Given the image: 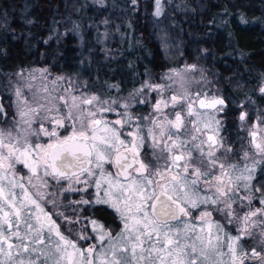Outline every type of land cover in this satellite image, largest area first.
Returning <instances> with one entry per match:
<instances>
[{
    "label": "snow or ice",
    "instance_id": "snow-or-ice-1",
    "mask_svg": "<svg viewBox=\"0 0 264 264\" xmlns=\"http://www.w3.org/2000/svg\"><path fill=\"white\" fill-rule=\"evenodd\" d=\"M155 4L159 16L161 0ZM173 75L179 90L167 98L164 85L148 86L161 99L143 129L127 112L118 114L125 119L106 120L103 113L114 109L94 95L69 94V99L54 95L56 88L47 83L35 91L28 84L30 98L15 89L19 118L0 128V264H245L250 256L240 240L258 226L264 238V207L252 203L258 199L264 205V195L255 196L260 187L252 186L264 165V124L248 126L251 152L244 151L239 163L230 161L232 149L219 138L216 118L223 99L189 93L182 74ZM169 106L173 111H164ZM126 122L129 130L122 133ZM146 139L151 160L140 156ZM49 179L68 181L67 190L93 187L94 197L79 203L107 205L121 230L113 235L89 217L91 235L87 225L75 239L72 229L62 232L53 216L68 218L46 210L56 203L47 191ZM213 212L224 223L213 219ZM225 223H236L237 234L226 232ZM251 257L264 264V255L254 249Z\"/></svg>",
    "mask_w": 264,
    "mask_h": 264
},
{
    "label": "trees",
    "instance_id": "trees-1",
    "mask_svg": "<svg viewBox=\"0 0 264 264\" xmlns=\"http://www.w3.org/2000/svg\"><path fill=\"white\" fill-rule=\"evenodd\" d=\"M111 1L112 7L127 10L125 20L109 13L110 3L98 10L88 0H0V95L8 113L0 116L2 127L15 118L9 85L18 72L42 68L99 83L95 89L100 91L102 81H136L172 66L163 60L156 18L142 10L155 9L154 0H138V5ZM165 10L183 43L182 58L174 64L183 63L184 57L197 60L216 77L217 93L229 99H245L264 83V0H186L180 13ZM68 13L78 23L81 17L97 20L99 15L111 24L119 22V32L109 41L114 56L105 59L91 28L81 44L74 33L78 27L70 29Z\"/></svg>",
    "mask_w": 264,
    "mask_h": 264
},
{
    "label": "rangeland",
    "instance_id": "rangeland-1",
    "mask_svg": "<svg viewBox=\"0 0 264 264\" xmlns=\"http://www.w3.org/2000/svg\"><path fill=\"white\" fill-rule=\"evenodd\" d=\"M91 4H94L98 10L101 9V7H106L108 3H110L109 7V13L117 14L119 15L118 18L121 19V21L125 20L124 14L127 11L126 9H122L121 7H112V1L107 2V0H88ZM124 3H130L131 5H138V0H122ZM162 3V12L161 15H156V4L154 0V8L152 11H149L148 9H142L147 13H150L151 17L153 19L156 18V22L154 24L155 29L157 30V37L159 40L160 47L164 53L165 58L168 61H171L173 64L172 66L164 72V74H159L153 76L154 79H152V84H146L143 88H136L132 90L125 91V93L122 95L120 91H117L118 85L116 83L109 84L108 88L110 90L115 91L112 96H104L103 93L99 91V89H95L98 87V84H90L89 82L85 81L82 78L73 77V76H57L52 75L49 71H46L45 69L38 68L30 71H26L25 73L18 72L15 75V80L10 82L9 88L12 87L9 90V94L12 100V106L14 109L15 118L12 119V121H9L8 126L2 127V128H9L12 127L14 122L19 118L17 115V108H16V97H15V89L17 87H20L23 91L24 96L31 97V92L29 91L27 85L32 84L33 88L32 91H35L37 88H39L43 83H47L49 88L52 87L56 88V92L54 95H65L69 96L75 95L78 97H84V96H97L100 98L101 101H108V104H105L104 107L107 108L111 106L114 111H106L103 113V116L108 121H115L116 119H125L123 116L118 114H123L127 112L129 116L132 117V123H139L144 128V125L148 123V118H151L154 116V104L157 103L161 99V95L157 91L151 90L148 86L149 85H164L165 90L163 92V97L167 98L170 95L174 94L179 90V85L177 83V77H175L174 73H181L182 76L185 79V87L187 88L189 93H207L209 96H216L215 93H217V90L220 88L219 84L216 80V77L214 74L210 73L206 66H203L199 64L197 60H183V63L180 65L174 64V61L179 60L182 58L183 55V43L180 37H178V30H177V24L170 23L171 22V14H168V16L165 17L166 14V6L169 7L170 11L173 13H180L182 10L186 8V0H161ZM102 12V11H99ZM71 14L68 13V16ZM87 15V14H86ZM115 17V16H114ZM70 18V29H72V26H76L78 28H75L74 33L77 36L79 42L81 44H84V38L86 36V32L88 29H92V39L96 40V42L100 45L101 53H104L105 59L106 58H112L114 54H112L111 49L109 47V41L112 40V37L119 32V29L122 25L118 22L117 24H111L109 20L99 15V17L96 18L93 16L89 18V16L81 17L80 23L75 22L71 19H73L72 15ZM84 26V24H86ZM119 36H121V33H119ZM88 61H91V57H86ZM197 59V58H196ZM194 66V67H193ZM41 74H43V79H41ZM60 77L62 79L57 80V78ZM84 80V81H81ZM55 81V85L52 84V82ZM171 87H168V86ZM67 90V91H66ZM8 93V91H7ZM218 94V93H217ZM70 99V96H69ZM112 101H115V103H111ZM61 103L62 102H58ZM0 104L1 102V95H0ZM124 104H127L128 107H123ZM3 105V104H2ZM87 107V106H85ZM177 108H179V105H177ZM254 110L252 107H249V111ZM166 112H172L173 109L171 106H169L167 109H164ZM251 113V112H250ZM260 114V118H259ZM256 115H258L256 119V123L260 122L264 124L263 116L264 114L261 112H257ZM216 118L220 121L218 118V114ZM253 120H251V123L249 126H252ZM48 127V125H45ZM119 127V126H117ZM221 127H219L220 129ZM129 130V125L126 122L124 128L122 129V133H126ZM146 131V129H144ZM64 130H61V133L63 134ZM122 138H124L122 134ZM220 138V134H219ZM48 138L44 137L42 139L43 141H46ZM130 139V138H129ZM222 140V139H221ZM223 142V141H222ZM223 145L225 146V143L223 142ZM226 147V146H225ZM143 148L146 150H149L150 153L146 154L144 156L145 159L151 160L152 159V149L149 148V142L146 139ZM223 152V148L217 152L216 154L219 156ZM251 152V150L249 151ZM229 158V156H228ZM19 167V166H18ZM106 169L108 167H111V165H105ZM26 170V169H25ZM27 171V170H26ZM65 184L68 185V181H63ZM51 179H49V185L50 187L47 189L49 193L52 194L53 192V186ZM79 184L72 185L73 188H77ZM264 189V181H263V187ZM254 190V189H253ZM243 195V193H241ZM256 196V195H255ZM52 195L50 196L51 199ZM253 206L256 208L264 207V205L258 206L257 202H254L253 200ZM49 204V203H48ZM234 208H238V205H233ZM241 212L246 211L247 209L240 208ZM195 211V210H194ZM213 219L219 220L221 223H224V217L216 212H213ZM256 219V218H254ZM236 223L232 224H226L225 223V231L231 233L232 235H236ZM249 240L250 243V251L254 249L257 253L263 252L264 253V243L261 241L264 240V238L260 235V227H256L252 229V236L251 237H244L240 240ZM251 252L249 253V256H251ZM247 261V260H246Z\"/></svg>",
    "mask_w": 264,
    "mask_h": 264
},
{
    "label": "flooded vegetation",
    "instance_id": "flooded-vegetation-1",
    "mask_svg": "<svg viewBox=\"0 0 264 264\" xmlns=\"http://www.w3.org/2000/svg\"><path fill=\"white\" fill-rule=\"evenodd\" d=\"M160 43V42H159ZM183 51V50H182ZM181 59V58H180ZM179 59V60H180ZM163 60L168 61L163 53ZM177 60V61H179ZM174 61V62H177ZM168 68L165 70L167 71ZM164 74V72H161ZM153 73H149L148 76H144L143 79H136V81L128 79L125 81H114V82H101L100 92L104 94V96H112L115 92L108 88L109 84L116 83L118 85L117 91H120L123 95L125 91L143 88L146 84H152L153 81ZM264 88V83L259 85L256 92L254 94L248 95L247 98L242 100H238L237 98H228L222 94L215 95L219 98H222L224 101L223 110L218 113V118L220 119L221 127L219 129L220 139L225 143L226 147H230L232 149L231 153L228 154L229 160L232 162L239 163L241 161V156L244 151H250L249 148V140L250 136L248 134V126L253 120V124H256V119L258 115L257 112H261L264 114V92L261 89ZM249 107H252L254 110L249 111ZM4 113L0 116L3 118L8 117V113L6 111V106L3 105ZM251 112V113H250ZM242 113H246V120L241 121L240 116ZM260 118V114H259ZM264 119V116H263ZM1 126V125H0ZM34 128L39 127V122L33 124ZM2 128V127H0ZM150 151L142 148L140 151L141 158L145 159L144 156L149 154ZM108 170L115 171L114 168L108 167ZM26 172V170H24ZM264 165H261L257 171L255 179L252 181L253 189L256 187H260L259 192H255L256 197H260L264 195L263 181H264ZM259 182V183H258ZM53 192L51 200H55V204L49 203L46 206V210L51 212L58 211L64 214V217H67V220L59 218L57 216H53V219L57 221L58 224L61 225V231L68 233V229H72L71 238H76V232L81 229L82 225H87V230L91 235V225L88 224L89 217L96 219L99 223L103 224L106 229H109L113 235H116L122 227L120 219L117 215L110 209L107 205H92V204H81L79 201L81 199L91 200L95 195V189L93 187H88L87 190H67L68 185L65 182L61 181L60 184L52 183ZM84 185L79 184L75 189H83ZM254 202H257L258 206H260L259 200L254 199ZM79 218V223H70L69 221H73ZM243 247L247 252L250 251V243L249 240H243ZM84 244L83 241L80 242ZM261 255H264L263 252H260ZM245 264H261V260L251 257L245 261Z\"/></svg>",
    "mask_w": 264,
    "mask_h": 264
},
{
    "label": "water",
    "instance_id": "water-1",
    "mask_svg": "<svg viewBox=\"0 0 264 264\" xmlns=\"http://www.w3.org/2000/svg\"><path fill=\"white\" fill-rule=\"evenodd\" d=\"M222 99V98H221Z\"/></svg>",
    "mask_w": 264,
    "mask_h": 264
}]
</instances>
